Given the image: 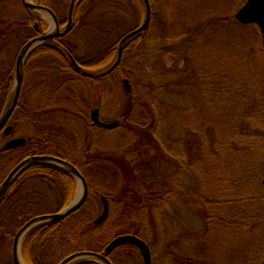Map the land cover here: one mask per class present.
I'll return each mask as SVG.
<instances>
[{
	"label": "trees",
	"instance_id": "1",
	"mask_svg": "<svg viewBox=\"0 0 264 264\" xmlns=\"http://www.w3.org/2000/svg\"><path fill=\"white\" fill-rule=\"evenodd\" d=\"M36 1L51 7L61 23L67 20L70 0H58V6L53 5V0ZM149 1L152 6L149 30L127 44L120 65L108 76L99 77L93 72L110 68L117 58L122 38L115 42V15L119 24L128 20L134 23L135 28L123 36L139 29L146 17L143 0H83L76 6L74 28L79 26L81 7L88 5V25L80 28L91 50L83 57H76L74 47L66 48L71 51V61L74 59L82 69L91 72L92 78L74 72L63 51L56 59L51 54L47 61L34 67L30 91L29 66L26 70L20 98L9 121L13 130L10 135L0 134V186L23 161L35 156H52L77 168L89 187L88 199L79 211L62 221L41 224L26 236L21 250L27 264H61L68 257L83 252L105 254L114 239L126 235L138 237L149 246L152 264H157L159 257L166 263L220 264L203 261L197 250L192 259L186 248L191 242L197 244V248L202 247L211 235L224 236V244L231 240L234 245V262L226 264H264V132L258 133V129L264 127V95L254 94L256 84L253 81L259 76L258 68L254 67L261 64L260 58L247 50L256 37L260 41L261 33L257 26H244L228 13L216 12V0H181L182 12L177 14L178 6H171L166 14L170 26L167 34L151 37L153 23L158 22L157 26L162 27L160 19H155V9L165 0ZM184 5L191 8L184 10ZM200 5L207 9L201 11L203 15L199 18L195 9L200 10ZM0 7L7 11L0 19V43L5 44L2 48L23 41L21 50L28 41L23 26L27 12L21 0H2ZM92 9L97 10L93 16ZM34 19L25 20V24L29 22L32 26ZM38 22L46 30L47 25L41 19ZM107 31L113 41L110 46L102 33ZM208 41L217 44L215 48L210 46L219 56L217 66L206 72L201 69L196 77L195 84L200 85L202 91L199 101L203 109L194 116L200 117L204 129L210 123L208 108L220 111L221 121L210 126L208 132L201 131V136L197 134L193 138L196 140L183 137V141L177 142L182 154L185 153L183 161V156L177 159L159 139L156 138L158 144L155 143L159 121L157 123L146 109L151 107L153 115L157 111L161 115V108H166L161 95L174 92L173 85H178L176 88L191 85L193 78L188 81L191 62L201 65L210 47ZM192 50L198 52L194 58L188 54ZM260 52L264 53V47L260 46ZM183 53L187 57L177 59L175 64L181 74L175 73L173 67L161 73L158 62L153 65L147 61L153 59L154 62L157 54L165 59L166 54L183 57ZM136 54L139 57L134 61ZM132 61L130 69L133 71L128 73L124 67ZM233 67L238 73L233 72ZM14 72L13 66L0 85V114L10 98ZM172 73L176 78L174 84L160 83V79ZM112 77L117 79L115 92L120 112L114 119L105 120L101 110L107 97L106 84ZM125 80L129 81L131 92L123 86V96ZM95 109H99L102 122L118 121L119 126L106 130L94 125L91 114ZM142 115L150 116L147 123H140L138 116ZM17 117L23 123L18 132V121L11 123ZM190 122L194 123L193 117ZM26 128L28 132L23 131ZM117 131L124 133L119 142L127 150L128 163L124 167L131 172L132 182L122 190V181L110 184L105 172L117 162L115 156L106 152L107 142L103 135ZM11 139H24L25 144L5 150ZM133 145L136 149H128ZM198 175L204 180L198 179ZM211 186L212 191L208 190ZM76 193L74 176L59 166L44 163L25 168L0 201V245L10 246L18 231L30 220L62 211ZM104 198L110 204V215L101 225H96L104 209ZM174 203L185 204L203 221L200 236L191 239L188 234L174 230L171 234V226L164 225L162 220ZM86 209L91 215H84ZM153 241L162 246L161 255L155 252L158 245L153 247ZM128 252L138 253L142 260L138 249L129 243L118 247L108 258L113 264H124L121 254ZM74 264L100 263L80 260Z\"/></svg>",
	"mask_w": 264,
	"mask_h": 264
},
{
	"label": "rangeland",
	"instance_id": "2",
	"mask_svg": "<svg viewBox=\"0 0 264 264\" xmlns=\"http://www.w3.org/2000/svg\"><path fill=\"white\" fill-rule=\"evenodd\" d=\"M0 0V4H1ZM30 1H35V0H30ZM65 1V0H64ZM181 0H165V2H162L161 6L160 5H155L156 9H155V16H156V20L158 21L160 19V21L162 22V27L157 26L158 22L153 23V27L152 30L150 31V35L151 37L153 36H159L160 34L163 35V33L167 34L166 29H169V19H168V15L167 12L169 9L173 8L174 6H178L176 7V13L178 14L179 12H182L183 7L179 6V2ZM183 1V0H182ZM181 1V2H182ZM190 0H188L189 2ZM247 2V0H216L215 2V11L219 12V14L222 13V15L228 13V16L230 18L236 19L235 15L237 13V11L244 6V4ZM174 3V4H173ZM235 3V4H234ZM172 6V7H171ZM171 7V8H170ZM184 10H189L191 8V6L189 5H184ZM88 5H86V7H81V19H80V23L78 28H74V30L72 31L71 35L68 37V40L71 42V46L74 47V56L76 57H83L85 55H87L88 53H90L91 50V46L88 45V43H86V38L85 35L82 34V32L84 31L83 28L81 29L80 27L82 26H86L88 25V20L89 18V12L87 11ZM200 10H198L197 8L195 9L197 11V13L194 14L199 18L203 15L201 14L202 10L207 9L205 7H202L200 5ZM175 9V8H174ZM100 11V9H98ZM123 10V9H120ZM125 11V10H124ZM228 11V12H227ZM97 12V10L94 11V9H92V16ZM221 12V13H220ZM7 13L6 10H3V8L1 9L0 7V19H2L5 14ZM116 18V29L113 32L114 38L117 36V39L115 40V42L117 40H119V38H122V36L131 31L133 28H135L132 24L131 21H124L121 22L120 24L118 23L119 18L117 15H115ZM144 18V17H143ZM196 19V20H199ZM42 20L44 22H46L47 25H49V29L48 31H50L51 27H52V23L51 20L48 16L42 15ZM119 24V26H118ZM118 27V28H117ZM108 30V29H107ZM103 36L105 37V40L107 41V45H111L113 41L110 40V36L107 33L105 34L104 32ZM248 39V38H247ZM258 38L256 37V39L250 44L249 47H247V50L250 52H252V55L254 56H259V61L261 62V64H258L257 67L254 68H258V80H254L253 78V82L256 84L255 86V90H254V94H256L257 96H259L260 94L264 95V57H260V54H264L263 52H260V46L264 47V40L261 36L260 41H257ZM21 43H23V41H18V42H13L10 43L9 45L6 44V46L4 48H2L4 45H1L2 43H0V85L1 83L5 82V80L8 78L9 76V72L12 70V67L15 66L16 63V59L18 57V53H20V45ZM117 43V42H116ZM207 44L212 45L214 48L217 46V44L213 41L211 42H207ZM199 47H205L203 45L198 44ZM213 47H209V49L206 51L207 53L205 54L206 56L202 57V62L201 65L194 64L193 62H191V72L188 75V81L193 78V81H191V85L187 86V87H177L178 85H173L171 90H175L174 92L171 91V93H166L161 95V97L164 99V102L166 103V108L163 107L161 108V115L158 113L157 114L153 113L154 109H146L148 110L149 114L151 117L156 118L157 119V123L159 121L158 124V131L156 133L155 136V143L158 144V141L156 140L159 139L161 141V143L163 144V147L166 148V150L171 149L172 150V154H174L176 156L177 159L180 160V158L183 156V161L185 160V153L183 151H180V147L178 145V143H180V141H183V137H187V138H194L197 136H201L202 132H208L210 129V126L215 125L216 123H219L220 120V116H218L220 113V111H217L216 109H211L208 108L207 110V117H208V121H210L209 124H207L204 127L202 126V121L201 119H199L200 117H195L194 115L197 114L198 110H202V104L199 101L201 95H202V91L200 90V85L198 86L197 84H195V80L197 75L200 73L201 69H203L205 72L207 70H209L211 67H215L217 59H218V54H215L214 51L215 49ZM160 50V49H159ZM214 50V51H211ZM198 52H194L189 51L188 54L192 55L193 58L196 56L195 54H197ZM184 54V53H183ZM186 55V56H185ZM163 55H156L154 56L155 60L153 62V59L151 60H147L148 62H150L151 64L155 65V63H159V67H160V71L161 73H164L166 70L170 69V67H173V70L175 73L181 74V70H178L179 68L175 66L177 59H185L187 57V54H184L183 57L177 56V54H166L165 59L162 57ZM139 57V54L135 55L134 61L136 60V58ZM134 61H132L130 64H128L126 67H124L125 71H127L129 73V71H133L131 70V65L134 64ZM190 60L188 59V62ZM145 62V61H144ZM144 62L142 63V65H144ZM157 63V64H158ZM183 64L185 65V62L183 61ZM233 72L236 71V73H238V69H234V67L232 68ZM95 71V70H93ZM152 71V70H151ZM150 71V72H151ZM101 71L98 72H93L95 74L100 73ZM176 75V74H174ZM164 79V78H163ZM160 79V83H166V82H173V84L175 83L174 81H176V78L173 77V73L171 74V76H166L165 79ZM260 79V80H259ZM115 80H117L116 78L112 77L110 78L106 84V90L107 91V97L105 99V102L102 105V110H101V116L106 120H112L114 119L117 114L120 112L119 110V106L120 103L117 102L118 100L116 97V82ZM161 80H163L164 82H162ZM159 81H156V83H158ZM124 85H122V90H123V96L125 93V90L123 88ZM118 88V87H117ZM175 88V89H174ZM27 97V93L25 95V98ZM124 100V99H123ZM118 103V104H117ZM122 103V102H121ZM1 101H0V111H1ZM152 113H151V112ZM156 111V110H155ZM143 112V111H141ZM2 114V113H1ZM0 114V115H1ZM145 114V113H144ZM149 115H142V116H138V119L140 121V123L144 124L147 123V120L150 119ZM156 116V117H155ZM191 117H193V124L191 125L190 123V119ZM18 121V129L17 132L19 130V128H21L23 126V123L21 122V118L17 117L16 119H14L13 121H11L12 124H14V122ZM201 121V125H199ZM190 122V123H189ZM10 123V122H9ZM24 132H28V128H26L23 130ZM264 132V127H261L258 129V133ZM112 134H105L104 139L107 142L105 144L106 148V152L111 156H115L114 158L116 159V166H110L105 172L107 173V177L106 180L108 179V181L110 182V184H115L117 185L119 183V180L122 181V185H121V190L122 188H124V186L126 185H130L131 182V172H128L127 170H125L124 164L128 163L126 156H127V150L121 147V143L119 142L121 138H123L124 133L121 131H117V132H111ZM148 133V132H147ZM218 138H220V136H218ZM97 139V137L95 138ZM196 140V139H193ZM178 142V143H177ZM128 149H136V147L133 146H128ZM160 149V145L158 146V150ZM172 157V156H171ZM151 157L148 158V160ZM182 162V160H181ZM198 179H200L201 181L204 180V177L198 175ZM118 180V181H116ZM187 182V180H186ZM100 183V180L97 181V184ZM211 185V184H210ZM110 186L112 187V185H107V187L110 188ZM213 186L209 187L208 190L212 191ZM78 194V190L76 195ZM78 196V195H77ZM75 196V198L77 197ZM74 198V199H75ZM74 199L69 203V205L74 201ZM69 205H67L66 207H69ZM91 205V203L89 204ZM65 207V208H66ZM64 208V209H65ZM88 208V207H87ZM167 215L164 217V219L162 220V222L164 223V225H170L171 227V234H174L173 230L177 233H186L188 234L189 238L194 239L197 236L201 235V232L204 229V223L202 220H200L194 212H192L191 210H189L188 207H186L185 204H178V203H174V205L172 206V208H168V210L166 211ZM101 213V211H99L95 216L98 217L99 214ZM89 211H84V215H89ZM91 215V214H90ZM164 216V215H163ZM224 236H222V238L218 237V236H213L211 235L210 237H208L203 246L197 248V244L195 245V243L191 242L189 244V246H186V248L188 249V252L191 253L189 255H191L192 259H195L196 256V250L198 251V253L200 254L201 259H203V261H207V262H217V263H228V262H234L235 259V253H236V249L234 248V245L232 244L231 240H227V242H223ZM156 241H153V247H155V244L158 245L159 243H155ZM191 246H195V247H191ZM23 248V244L22 247ZM162 246L158 245L155 247V252L159 255H161L162 253ZM11 249L9 248V246L7 245H0V264H11L10 260H11ZM188 254V253H187ZM139 254L133 252L130 253L128 252L127 254H121L122 260L124 262V264H141L142 260H140V256ZM23 258V255H22ZM127 260V261H125ZM159 261H157V264H175V263H166L165 261L162 262L160 260V257L158 259ZM23 261L25 264H27L23 258ZM74 264V263H73Z\"/></svg>",
	"mask_w": 264,
	"mask_h": 264
},
{
	"label": "water",
	"instance_id": "3",
	"mask_svg": "<svg viewBox=\"0 0 264 264\" xmlns=\"http://www.w3.org/2000/svg\"><path fill=\"white\" fill-rule=\"evenodd\" d=\"M83 0H72L68 9V17H67V24L66 28L60 32V26L59 22L55 16V14L49 10L46 7L36 5L33 1L30 0H22V4L24 8L27 10V12L31 13H40L42 15L48 16L51 20L52 27L50 31L45 33L43 36L37 39H34L30 41L28 44H26L20 51V54L17 57L16 62V69L14 75V83L12 87V91L10 94V98L0 116V134L2 132L5 133V135H10L13 128L12 126L6 127L13 116V113L16 109V105L18 104L20 94L22 91V85L24 80V65L26 62V59L28 55L31 53V51L38 45L49 41L56 37H64L70 33V30L73 29L74 26V15H75V9L76 6ZM144 6H146V17L143 21L142 25L139 29H136L132 31L129 34H126L122 37V40L118 44V52H117V58L113 65L103 70V72L99 73V77H106L112 72L115 71V69L118 68L122 61L123 53L125 51V47L128 43H130L135 37H138L140 35H143V33L147 32L149 30L150 23L152 21V6L150 4L149 0H143ZM236 20L240 22L242 25H255L258 27L259 31L261 32L262 38L264 40V0H247V2L242 6L235 15ZM72 69L77 74L86 77L91 78L93 75L84 69H82L78 63L72 59L71 62ZM124 88L127 90V92H131L130 83L128 80L124 81ZM92 122L96 126H99L101 128H104L106 130H114L119 126V122H113V123H104L100 119V111L99 109L93 110L92 114ZM25 144L24 139H12L5 145V150H13L16 148H19ZM49 163L56 166H59L69 173H71L77 183V190H78V196L74 199V201L69 205V207H66L62 211L53 214V215H46V216H40L37 218H34L30 220L27 224H25L16 234V237L14 239L13 248H12V255H13V262L14 264H25L22 258L21 253V247L22 243L25 240L26 236L33 230L35 227H39L41 224L49 223V222H58L62 221L69 216L73 215L77 211H79L84 204L86 203L88 196H89V187L88 183L83 175L79 172L77 168H75L72 164L52 156H35L31 157L25 161H23L21 164H19L15 169L9 174L7 179H5L4 183L0 186V201L2 200L3 196L7 192L8 188L12 185L14 180L17 176L20 175L21 172L25 170V168H28L30 165L33 164H44ZM262 185L264 186V180L262 182ZM104 209L102 214H100V217L96 220V225H101V223L105 222L108 218L109 214V205L106 198L103 199ZM133 244L142 254L143 263L144 264H152V254L150 251L149 246L142 240H140L138 237L126 235V236H120L116 239H114L105 249V254H98L95 252H83L78 253L75 255H72L65 259L61 264H73L80 260H94L100 264H113L108 256L116 250L118 247H120L123 244Z\"/></svg>",
	"mask_w": 264,
	"mask_h": 264
},
{
	"label": "flooded vegetation",
	"instance_id": "4",
	"mask_svg": "<svg viewBox=\"0 0 264 264\" xmlns=\"http://www.w3.org/2000/svg\"><path fill=\"white\" fill-rule=\"evenodd\" d=\"M71 1L72 0H70V3H71ZM21 2H22V0H21ZM36 2L37 1L35 0L34 3L36 5L46 7V8H48L49 10H51L55 14V16H56V18H57V20L59 22L60 32H62L66 28V24H67L68 20H64L65 22L61 23L59 21V18L57 16V14L54 12V10L51 7H48V6H45V5H41V4H37ZM53 2H54L53 5L58 6V0H53ZM70 3H69V6H70ZM69 6H68V8H69ZM26 12H27V10H26ZM24 17L25 18H23L24 19L23 26L26 29L27 33H28V37H27L28 41L26 42V44H28L30 41H32L34 39H37V38L40 39L41 36H43L45 33L48 32V29H49L50 26L47 25L46 22H44L42 20V14H40L39 12L38 13L27 12V15L24 16ZM31 17H35V19L32 22V26H29V22H28V24H25L26 23L25 20L28 21L29 18H31ZM39 19H41L42 22H44L47 25L46 30H44L43 27L41 26V24L38 22ZM74 27H75V25L73 26V29L70 30V33L68 35H66L64 37H56V38H53V39H51L49 41H46V42L36 46L31 51V53L28 55V57L26 59V62H25V65H24V80H25L26 70L28 69V66H29V79H28V89H29V91H30V89L32 87V84L34 83L32 77H31V72H33L34 67L37 68V66L40 65L41 61H47V59L49 58V56H51V54L56 59L57 57L60 56L61 51H63L65 54L67 53L66 56H67V59L70 62L69 66L72 68V66H71V62L72 61L70 59L71 51H69L66 47H68L69 49L71 47V42L68 40V37L71 35L72 31L74 30ZM26 44H24V46ZM32 63H33V66L31 65ZM15 68H16V63H15L14 69ZM24 80H23V84H24ZM22 87H23V85H22ZM9 126L10 125L8 123V125L6 127H9ZM15 237H16V235H15ZM15 237H14V239H15ZM14 239H13L12 244L9 246V248L11 249V252H12V248H13ZM12 260H13V255L11 254V260H10L11 263L13 262Z\"/></svg>",
	"mask_w": 264,
	"mask_h": 264
}]
</instances>
